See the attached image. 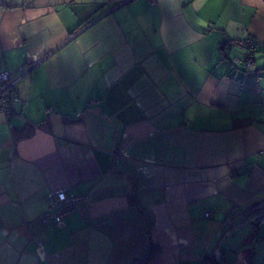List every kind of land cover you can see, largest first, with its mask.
Instances as JSON below:
<instances>
[{"label": "crops", "instance_id": "crops-1", "mask_svg": "<svg viewBox=\"0 0 264 264\" xmlns=\"http://www.w3.org/2000/svg\"><path fill=\"white\" fill-rule=\"evenodd\" d=\"M120 1L0 0V264H264V0ZM58 189L90 204L41 228Z\"/></svg>", "mask_w": 264, "mask_h": 264}, {"label": "built area", "instance_id": "built-area-1", "mask_svg": "<svg viewBox=\"0 0 264 264\" xmlns=\"http://www.w3.org/2000/svg\"><path fill=\"white\" fill-rule=\"evenodd\" d=\"M130 0H123L120 4H125ZM151 4H156V0H148ZM258 43L253 37L239 38L232 40L221 47L237 49L240 54L233 58L235 64L243 65L246 68L254 67V52ZM31 67H22L18 73L9 72L0 73V113L7 120V126L11 128L10 119L15 114L16 105L19 103V97L16 91L17 82L29 73ZM90 204V198L86 195H76L68 193L66 189H58L49 192L46 195V208L38 218V224L41 228L53 225L61 227L63 221L73 212L80 210L83 206ZM205 217L209 218L210 213L206 212ZM262 218L259 222H262Z\"/></svg>", "mask_w": 264, "mask_h": 264}, {"label": "trees", "instance_id": "trees-1", "mask_svg": "<svg viewBox=\"0 0 264 264\" xmlns=\"http://www.w3.org/2000/svg\"><path fill=\"white\" fill-rule=\"evenodd\" d=\"M122 1L123 0H121L119 3H121ZM233 40H236V39H233ZM230 41H232V40H230ZM230 41L223 42L222 44L225 45V44L229 43ZM221 48L222 49H230V48H227V47H221ZM233 50L236 51L237 49H233ZM238 54H240L239 51H238ZM254 54H255V52H254ZM233 58L231 59L232 60V63L234 65H239V64H235L233 62ZM253 59H254V56H253ZM254 63H255V61H254ZM241 66H243V65H241ZM33 131H34V129L25 127L23 130H21L19 132L18 135H16V133H15L16 139H19V138H27L28 136H30L33 133ZM135 194H136V189L133 187L131 196L129 197V201L133 205L136 204ZM154 253H155V248H154L153 244H149V247H148L147 251L145 252V254L142 255V256H140V257H138L137 259H135L131 264H147L148 260L150 258H152V256L154 255ZM202 264H221V260H220V258L219 259L216 258L215 254H214V250H212L211 252H209L206 255V257H205V259H204V261H203Z\"/></svg>", "mask_w": 264, "mask_h": 264}, {"label": "water", "instance_id": "water-1", "mask_svg": "<svg viewBox=\"0 0 264 264\" xmlns=\"http://www.w3.org/2000/svg\"><path fill=\"white\" fill-rule=\"evenodd\" d=\"M222 242H223V239L220 240V242L218 243L217 248H216V250L214 252V254H215L217 259H219V257H220V250H221V247H222Z\"/></svg>", "mask_w": 264, "mask_h": 264}]
</instances>
